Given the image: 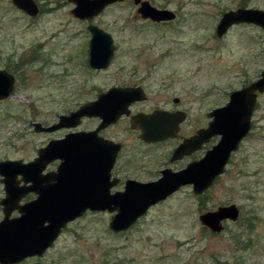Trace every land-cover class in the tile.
Here are the masks:
<instances>
[{
    "label": "rangeland",
    "instance_id": "obj_1",
    "mask_svg": "<svg viewBox=\"0 0 264 264\" xmlns=\"http://www.w3.org/2000/svg\"><path fill=\"white\" fill-rule=\"evenodd\" d=\"M147 1L172 10L174 19H143L133 0L109 4L88 19L72 14L69 0H35L39 12L34 17L11 0H0V69L14 77L11 94L0 100V161L31 160L40 147L69 130L94 129L98 117L54 131H35L34 123L49 126L112 86L144 87L146 98L130 107L131 114L158 106L184 112L175 147L206 126L207 112L224 105L231 91L249 85L264 70L263 28L237 23L215 35L223 13L264 10V0ZM89 24L112 37L114 51L105 68L88 65ZM121 117L99 134L122 145L119 163L149 166V176L167 163L174 171L183 168L219 138L171 164V142L145 148L129 116ZM33 197L27 194L21 202ZM229 204L239 215L224 220L221 231L211 232L200 222V214ZM113 214L87 210L67 223L40 256L14 264H264V91L257 95L249 133L206 191L197 195L184 185L118 232L109 228Z\"/></svg>",
    "mask_w": 264,
    "mask_h": 264
},
{
    "label": "water",
    "instance_id": "obj_2",
    "mask_svg": "<svg viewBox=\"0 0 264 264\" xmlns=\"http://www.w3.org/2000/svg\"><path fill=\"white\" fill-rule=\"evenodd\" d=\"M69 1L74 3L71 13L75 17L88 19L102 12L107 5L122 0ZM11 2L31 17L39 12L35 0ZM133 2L139 4L137 11L143 19L160 22L175 17L172 10L157 8L147 0ZM237 23L255 24L264 29V10L238 8L223 13L216 25L215 35L222 36ZM87 29L90 33L88 65L93 69L105 68L110 64L114 51L112 37L97 25L89 24ZM13 84L14 77L0 69V100L11 93ZM263 91L264 70L249 85L231 91L224 105L207 112L210 117L207 126L183 138L172 155L174 160L181 159L218 136V141L202 157L174 172L163 170L155 181L128 180L122 191L113 193L109 190L116 181H109V175L121 144L98 135V131L116 122L120 116L129 115L128 106L144 99L141 87L112 86L76 110L58 115L57 122L49 126L34 123L35 131H54L75 127L84 116L100 119L92 131L71 132L62 138L49 140L31 160L0 161V182L4 190V196L0 198L3 214L0 220V264H14L28 257L40 256L52 245L61 229L86 210L114 212L109 228L118 232L132 225L150 206L184 185H191L194 194H201L224 172L231 153L247 136L257 93ZM184 119V112L179 110L174 114L154 111L132 115L130 123L132 128L140 129V139L155 142L175 136ZM55 159L60 160L56 170L43 173ZM28 193H34L35 197L21 203ZM15 210L19 214L11 216ZM238 215V208L229 204L200 214L199 220L211 232H219L224 220L235 221Z\"/></svg>",
    "mask_w": 264,
    "mask_h": 264
},
{
    "label": "flooded vegetation",
    "instance_id": "obj_3",
    "mask_svg": "<svg viewBox=\"0 0 264 264\" xmlns=\"http://www.w3.org/2000/svg\"><path fill=\"white\" fill-rule=\"evenodd\" d=\"M125 87H137V86H125ZM139 87H141L142 88V91H143V94H144V99L146 98V93H145V90H144V87H142V86H139ZM144 99H142V100H144ZM142 100H138V101H134V102H132L129 106H128V109H129V115H125V116H129V120L131 119V116L132 115H135V114H137V113H143V114H150V113H152V112H154V111H163V112H165V113H169V114H174V108H172V109H169V108H164V107H153V108H151V109H149V110H147V111H138V112H136V113H133V114H131V112H130V107L133 105V104H135V103H138V102H141ZM173 102H174V99H173ZM77 109V108H76ZM75 109V110H76ZM175 111H178V110H175ZM83 118H85V117H83ZM82 118V119H83ZM120 118V117H119ZM118 118V119H119ZM122 118V117H121ZM209 122V121H208ZM208 122H207V124H208ZM99 124V123H98ZM207 124H206V126H207ZM98 126V125H97ZM96 126V127H97ZM206 126H204V127H206ZM76 127V126H75ZM96 127L94 128V129H96ZM130 127H131V123H130ZM65 129L66 128H74V127H64ZM106 128V127H105ZM132 128V127H131ZM200 128H203V127H200ZM200 128H198V129H200ZM94 129H89V130H75V131H70L69 130V132H67V133H71V132H78V131H86V132H88V131H92V130H94ZM102 129H104V128H102ZM102 129H100V130H102ZM133 129H137V131H139V134H140V129L138 128V127H135V128H133ZM198 129H196V130H198ZM100 130L98 131V135H100L99 134V132H100ZM196 130L194 131V133L196 132ZM67 133H64V135L65 134H67ZM193 133V134H194ZM139 134H138V138H139ZM193 134H190V135H188V136H184V137H182L181 138V140L179 141V143L182 141V139L183 138H185V137H189V136H191V135H193ZM63 135V136H64ZM62 136V137H63ZM100 136H102V135H100ZM103 137V136H102ZM104 138H106V137H104ZM108 139V138H107ZM139 141H140V143H141V145L143 146V147H145V148H152V147H155V146H158V145H162V144H165V143H170L171 145H170V147H169V150H170V152H169V155H168V157H167V162H169V163H171V164H174V159H172V155H173V152H174V143H172V142H174V135L172 136V137H167V138H165V139H163V140H159V141H155V142H145V141H143L142 139H140L139 138ZM179 143H177V144H179ZM203 146V145H202ZM202 148V147H201ZM122 149H123V147H122V145H121V147H120V150L118 151V153H117V155H116V158H115V161H114V163H113V165H112V167H111V169H110V175H109V181H113V180H115L116 181V183L114 184V185H111V187H110V193H113V192H116V191H122L123 189H124V187H125V184H126V181H128V180H134V181H138V182H150V181H155V180H157L160 176H161V173H162V171L163 170H169V171H171V172H174V167L173 168H171V167H168L167 165H168V163L166 164V166H162V167H160V168H158L156 171H153L151 174H153V175H150L149 176V173H150V171L151 170H148L147 168L149 167V166H143V165H138V168H137V166L135 165V164H132L131 163V161H127V162H125V163H122V162H120L119 163V155H120V153H121V151H122ZM200 150V149H199ZM199 150H197V151H199ZM197 151H195V152H193V153H191L190 155H186V156H184V157H182L181 159H183V158H185V157H189V156H191V155H193L194 153H196ZM59 162H60V160L59 159H55V160H53V161H51L48 165H47V167H46V169L43 171L44 173H52V172H54L55 170H56V168H57V166H58V164H59ZM130 167H132V170L131 171H134V170H136V173H131L130 174V172L128 171V169L130 168ZM137 168V169H136ZM149 176V177H148ZM51 182H53V180L51 181ZM29 194H34V193H29ZM172 194H174V192L173 193H171L169 196H171ZM169 196H167L165 199H163V200H161V201H158L156 204H154V205H152V206H150L149 207V209L151 208V207H153V206H155V205H157L158 203H160V202H162V201H164V200H166ZM34 197H35V194H34ZM33 197V198H34ZM32 198V199H33ZM148 209V210H149ZM147 210V211H148ZM146 211V212H147ZM141 217H139V219H140ZM138 220V219H137Z\"/></svg>",
    "mask_w": 264,
    "mask_h": 264
}]
</instances>
